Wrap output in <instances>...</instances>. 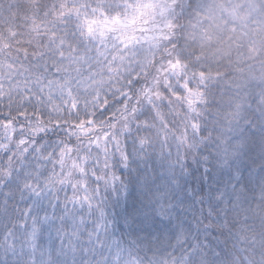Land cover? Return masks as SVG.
<instances>
[{
  "label": "snow or ice",
  "instance_id": "1",
  "mask_svg": "<svg viewBox=\"0 0 264 264\" xmlns=\"http://www.w3.org/2000/svg\"><path fill=\"white\" fill-rule=\"evenodd\" d=\"M241 128L264 150V0H0L6 264H206L183 231L172 251L109 237L105 194L123 187L114 165L157 148L227 168ZM230 187L197 227L255 243L264 180Z\"/></svg>",
  "mask_w": 264,
  "mask_h": 264
},
{
  "label": "trees",
  "instance_id": "2",
  "mask_svg": "<svg viewBox=\"0 0 264 264\" xmlns=\"http://www.w3.org/2000/svg\"><path fill=\"white\" fill-rule=\"evenodd\" d=\"M127 150L130 154L135 151L131 139L127 141ZM201 152L208 156L211 149L202 148ZM174 158L173 154V161ZM113 171L121 177L123 187L105 194V211L111 225L109 237L121 241L125 247L142 242L145 248L151 245L172 251L169 245H175L183 231L187 236L184 248L191 251L189 245L199 243L207 250L211 245L222 244L223 235L215 230L201 231L197 221L207 217L218 191L225 188L231 191L233 184L248 191L259 185V177L264 173V150L252 143L243 163L225 171L211 156L207 162L201 156L195 159L189 156L183 167L170 164L157 148L139 157L130 155L127 167L116 164ZM17 203L24 207V202ZM162 207L168 210V216L161 215ZM2 233L0 228V236ZM0 264H6L3 249H0ZM7 264H13V258H8Z\"/></svg>",
  "mask_w": 264,
  "mask_h": 264
},
{
  "label": "clouds",
  "instance_id": "3",
  "mask_svg": "<svg viewBox=\"0 0 264 264\" xmlns=\"http://www.w3.org/2000/svg\"><path fill=\"white\" fill-rule=\"evenodd\" d=\"M198 0H184L185 4H195ZM183 23V21H182ZM232 144H242L236 156L230 161V166L227 168H220L222 170H229L234 164L240 163L246 159V156L251 148V140L247 130L241 132L236 130L228 137ZM215 156V152H213ZM264 180V173L259 177V184ZM259 186V185H258ZM258 186L249 190V195L258 192ZM238 227L232 230V233H224V242L222 244L211 245L207 250L203 249V255L206 259V264H264V246H261L260 241L264 240V222L259 219L249 221V228L255 233V243L252 240L244 241L238 240ZM180 253L178 252L177 255Z\"/></svg>",
  "mask_w": 264,
  "mask_h": 264
},
{
  "label": "rangeland",
  "instance_id": "4",
  "mask_svg": "<svg viewBox=\"0 0 264 264\" xmlns=\"http://www.w3.org/2000/svg\"><path fill=\"white\" fill-rule=\"evenodd\" d=\"M11 259V257H9Z\"/></svg>",
  "mask_w": 264,
  "mask_h": 264
}]
</instances>
